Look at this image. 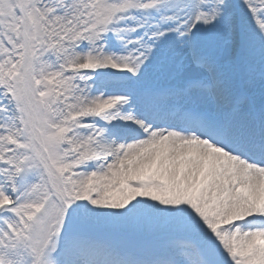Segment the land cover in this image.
<instances>
[{
    "label": "snow or ice",
    "instance_id": "snow-or-ice-1",
    "mask_svg": "<svg viewBox=\"0 0 264 264\" xmlns=\"http://www.w3.org/2000/svg\"><path fill=\"white\" fill-rule=\"evenodd\" d=\"M0 264H264V0H0Z\"/></svg>",
    "mask_w": 264,
    "mask_h": 264
}]
</instances>
